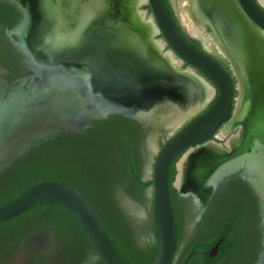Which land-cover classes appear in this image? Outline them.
I'll list each match as a JSON object with an SVG mask.
<instances>
[{"label": "water", "instance_id": "95a60500", "mask_svg": "<svg viewBox=\"0 0 264 264\" xmlns=\"http://www.w3.org/2000/svg\"><path fill=\"white\" fill-rule=\"evenodd\" d=\"M7 1L23 11L12 35L32 73L0 95V172L43 140L82 133L90 122L114 114L144 123L167 101L172 111L162 116L172 135L160 145L148 137L153 157L144 175L153 182L146 193L157 241L150 264H173L178 249L168 179L176 159L174 186L204 204L226 178L240 174L249 181L260 197L264 232L262 0H189L198 24L223 44L220 51L231 72L185 38L165 0ZM143 3L153 13L146 21ZM156 33L170 50L153 39ZM175 56L202 76L178 70ZM211 87L219 93L214 103L175 132L202 106L194 91L203 88L208 98ZM170 118L177 123L167 125ZM231 133L225 143L213 139ZM48 199L65 206L106 264H125L86 195L66 182L42 180L28 187L0 205V224ZM53 236L51 230L37 231L25 244L37 252L50 246ZM221 241L209 250L210 257Z\"/></svg>", "mask_w": 264, "mask_h": 264}, {"label": "trees", "instance_id": "16d2710c", "mask_svg": "<svg viewBox=\"0 0 264 264\" xmlns=\"http://www.w3.org/2000/svg\"><path fill=\"white\" fill-rule=\"evenodd\" d=\"M165 2L185 38L197 49L212 55L231 72L225 57L207 51L201 41L191 36L181 25L172 0ZM260 7L264 11V7ZM144 8L149 15L153 14L149 4L144 5ZM160 37H163L162 34ZM218 94L217 91L211 103L198 115L214 103ZM90 125L82 133L60 134L43 140L17 158L0 174V205L42 180L72 184L90 201L123 262L150 264L156 253L157 241L155 239L146 250L135 244L130 216L119 198L122 186L132 195L145 200V190L153 183L143 176L145 130L137 120L122 114L94 120ZM176 162L177 159L170 164L168 179L179 247L185 238L183 208L190 198L181 196L174 186L178 172ZM249 219L250 224L241 235L233 226L235 220H229L224 214L214 216L210 224L190 233L185 253L177 259V251L173 264H216L218 259L209 257L204 251H209L218 241L222 240L219 257L224 258L242 239H259L257 217L251 216ZM42 224L53 227L64 224L77 226L84 232L65 206L55 199L38 202L23 214L1 223L0 231L18 234L30 226ZM191 252L193 256L187 261Z\"/></svg>", "mask_w": 264, "mask_h": 264}, {"label": "flooded vegetation", "instance_id": "af4514ba", "mask_svg": "<svg viewBox=\"0 0 264 264\" xmlns=\"http://www.w3.org/2000/svg\"><path fill=\"white\" fill-rule=\"evenodd\" d=\"M144 5L142 10L144 11V18L146 21L150 15L148 14V10L144 8ZM23 16V11L17 5L7 0H0V95L7 94L10 90L17 87L18 81L32 73V71L27 67L24 54L16 44L12 35L21 23ZM197 27L204 35H210L213 37L212 33H210L204 25L197 24ZM193 37L199 39L203 47L209 51L205 47L201 38L196 36ZM153 39L156 41L160 39L163 40V51L170 50L164 42V38L160 37V34H154ZM209 52L213 53L211 51ZM174 59L178 60V57L175 56ZM177 69L180 71H190L202 76L195 68L190 67L186 63H181ZM211 88L213 91L208 98L205 97L206 92L203 88H198L194 91L195 98L197 100H203L202 106L194 115L188 117L175 130V132H177L183 125L188 123L194 117L198 116V114L211 103L217 93L215 88ZM170 111H172L170 105L167 101H164L163 104L154 111L152 116L145 119L144 123L138 121L145 130L143 144L146 151L151 152L148 137H153L154 134H157L159 138L156 143L160 145L172 135L167 128H164L165 122L162 116L163 113H169ZM231 135L232 133L223 140L220 137H214L213 139L217 142L225 143L226 139ZM6 168H4L0 174ZM183 187L185 188V185H183ZM180 195L189 197L190 200L183 208L185 238L178 247L177 259L181 258L185 253L189 235L193 230H198L207 226L210 224L214 216L224 214L228 216L229 220H235V224L233 226L241 233V235H243V232H245V229H247L250 224L249 217L256 216L260 236L259 239L255 240H249L247 238L244 240L242 239V241H240L232 249L230 254L224 258L219 257V248L216 256L211 258L218 259V263L216 264H264V232L259 219L261 214V202L259 195L249 181L243 178L240 174H234L226 178L219 188L210 195L205 204L203 198H199L193 193H180ZM149 201L150 203L147 205L143 216L134 212V214H136L135 219L137 225L135 228L132 226L133 233L135 235V244L143 250H146L151 243L155 241L153 223L151 222L152 200ZM48 230H51L54 233L50 246L42 248L37 252L26 246L25 240L30 235L37 231ZM208 252V250L204 251L205 254H208ZM192 256L193 252L189 254L187 261H189ZM0 264L106 263L96 252L85 231L82 232V230L77 226L64 224L60 227H53L42 224L34 227L30 226L28 230L20 231L18 234H8L0 231ZM191 264H198V262H192Z\"/></svg>", "mask_w": 264, "mask_h": 264}, {"label": "rangeland", "instance_id": "374dc122", "mask_svg": "<svg viewBox=\"0 0 264 264\" xmlns=\"http://www.w3.org/2000/svg\"><path fill=\"white\" fill-rule=\"evenodd\" d=\"M172 4H173V6H174V8H175V11H176V13H177V16H178L179 19H180V22H181V24L184 26V28H185V29H186L191 35L201 38L202 41H203V43H204V45H205V47H206L209 51H211V52H213V53H215V54H217V55H221V56H223L222 53H221V51H220V47H219V45L215 42V40H214V38H213L212 36H210V35H204V34L201 32V30H200L199 28H198V33H193V32H191V31L189 30L187 24L184 22V19H183V12H184V11H187V10L190 9V3H189V0H172ZM143 5H144V3L140 5V9H143V8H142ZM150 17H152V15H150ZM150 17H149L148 19H150ZM162 41H163V40H161V39L158 40V42H159L160 44L164 45ZM172 64H174L176 67H179V66L181 65V61H180V60H176V62L174 61V62H172ZM158 138H159V137L157 136V134H154L153 137H152V140H153L154 142H157ZM151 153H152V152H149V151L143 150V154H144V157H145V158H144L145 161H144L143 176L145 175V170H146L147 166H148L149 164H152L151 157H153V156H152ZM112 165H113V164H112ZM112 168H113V166H112ZM113 169H114V168H113ZM145 195H146V199H145V200H141V199H139L138 197L132 195L130 192H128V190H127L126 188H124V187L121 186L120 189H119V198H120L121 204H122L123 207L125 208V210H126V212L128 213V215L130 216V220H131L132 226H133L134 228H135L136 225H137V222H136V219H135V215H136V214H134V212L137 213L138 215L143 216L144 214H142V213L146 211V207H147V205H149V203H150L149 200H151V199H149V198L147 197L146 190H145ZM132 202H135V203H136V204L142 209V212L134 211V209H135L134 207H135V206L133 207ZM137 238H138V237H137Z\"/></svg>", "mask_w": 264, "mask_h": 264}, {"label": "bare ground", "instance_id": "6f19581e", "mask_svg": "<svg viewBox=\"0 0 264 264\" xmlns=\"http://www.w3.org/2000/svg\"><path fill=\"white\" fill-rule=\"evenodd\" d=\"M135 2H137L138 0H134ZM264 2V0H262ZM200 16L198 15V13L196 14L195 10L194 9H190V10H187V11H184L183 12V19H184V22L187 24L189 30L193 33H198V27H197V24H198V20H199ZM217 44L220 46V48L224 49L223 47V44L219 41H217V37L214 39ZM213 89L211 88V90L209 91V94L210 95L212 93ZM178 121V118H170V119H167L166 121V124L167 125H175ZM184 168V167H183ZM183 178L180 179V184L182 185V181Z\"/></svg>", "mask_w": 264, "mask_h": 264}]
</instances>
